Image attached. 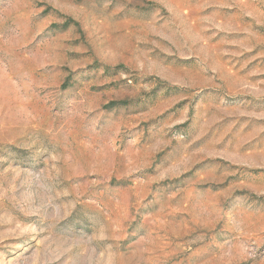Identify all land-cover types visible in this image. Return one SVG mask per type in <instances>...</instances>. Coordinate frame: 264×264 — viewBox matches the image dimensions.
I'll return each mask as SVG.
<instances>
[{
    "label": "rangeland",
    "instance_id": "1",
    "mask_svg": "<svg viewBox=\"0 0 264 264\" xmlns=\"http://www.w3.org/2000/svg\"><path fill=\"white\" fill-rule=\"evenodd\" d=\"M0 264H264V0H0Z\"/></svg>",
    "mask_w": 264,
    "mask_h": 264
},
{
    "label": "trees",
    "instance_id": "2",
    "mask_svg": "<svg viewBox=\"0 0 264 264\" xmlns=\"http://www.w3.org/2000/svg\"><path fill=\"white\" fill-rule=\"evenodd\" d=\"M114 104H116V102L111 103V105H114Z\"/></svg>",
    "mask_w": 264,
    "mask_h": 264
}]
</instances>
